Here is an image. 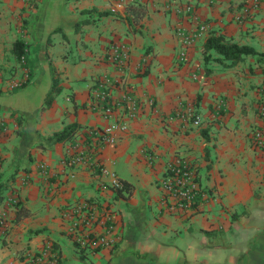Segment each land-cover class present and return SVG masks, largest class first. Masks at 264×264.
<instances>
[{
	"label": "crops",
	"instance_id": "1",
	"mask_svg": "<svg viewBox=\"0 0 264 264\" xmlns=\"http://www.w3.org/2000/svg\"><path fill=\"white\" fill-rule=\"evenodd\" d=\"M248 2L0 0V264H28L47 243L60 264H264V151L252 145L264 106V3L246 16ZM137 5L144 16L134 21ZM185 5L190 15L175 12ZM200 22L206 32L178 61L175 27ZM211 37L258 55L232 63L204 48ZM16 39L30 45L28 82V69L14 68ZM120 49L126 61L115 59ZM53 78L61 91L43 109ZM101 82L114 103L128 92L141 104L97 156L106 179L87 161L85 139L108 124L90 93ZM188 105L200 125L180 121ZM73 123L82 128L72 142L38 141ZM176 157L191 163L205 194L196 211L163 209L160 182ZM112 176L130 190L116 195ZM83 200L114 212L115 248L77 251L61 215Z\"/></svg>",
	"mask_w": 264,
	"mask_h": 264
},
{
	"label": "built area",
	"instance_id": "2",
	"mask_svg": "<svg viewBox=\"0 0 264 264\" xmlns=\"http://www.w3.org/2000/svg\"><path fill=\"white\" fill-rule=\"evenodd\" d=\"M264 0H249L245 4L243 14L251 15L259 10ZM193 9L190 5L177 7L175 12L182 15H190ZM207 25L200 22L194 29H187L178 24L174 33L178 40L180 49L177 56L178 61L186 60L187 50L200 39L206 32ZM115 59L126 61L127 51L124 49L115 50ZM93 100V107L97 108L108 124L92 133L91 139L86 143L92 154L87 161L100 173V177L106 179L107 170L99 163L97 156L106 146L115 143L114 133L126 131L128 122L137 117L140 109V102L132 94L125 92L121 98L114 103L110 99L108 88L101 82L90 91ZM120 107L121 112L115 117L114 108ZM261 126L252 133V145L264 151V106L258 112ZM179 119L186 127L198 126L201 123L199 115L192 105L186 106L179 114ZM2 123H0V133ZM82 158H85L82 156ZM86 161V158H85ZM161 203L165 212L189 213L196 211L206 198L202 192L196 172L186 160L173 158L166 166V176L160 182ZM121 180L112 176L109 181V189L113 192L122 189ZM11 202L16 204V200ZM65 231L72 240L75 248L82 254H90L102 249L111 250L116 247L121 239L116 229L115 214L106 206H98L94 203L83 200L78 203L66 205L62 211ZM28 264H60V255L52 243H47L39 252L33 254Z\"/></svg>",
	"mask_w": 264,
	"mask_h": 264
},
{
	"label": "trees",
	"instance_id": "3",
	"mask_svg": "<svg viewBox=\"0 0 264 264\" xmlns=\"http://www.w3.org/2000/svg\"><path fill=\"white\" fill-rule=\"evenodd\" d=\"M133 15H134V21H138L144 16V7L142 5H137L135 10L129 9ZM105 15V14H104ZM88 23L87 19L81 20L78 25L76 26V30L80 29L83 25H86ZM30 45L23 42L21 39H16L12 42L11 45V53L13 55L15 63L19 67L22 65L25 66L28 69V77L27 82L30 81L32 78V70L31 66L33 63V60L30 58ZM204 48L206 50H214L219 55H221L223 58L231 60L232 63L237 62L239 59H241L245 55H258L252 48L247 46H238L234 43H226L223 42V40L219 37H211L208 38ZM19 88H22V84L19 87H15L11 90V92L17 91ZM61 87L59 86V81L57 79H52L51 88L49 92L46 94L43 104V109L49 108L55 97L60 93ZM1 95V92H0ZM82 128L76 123L66 125L62 130L54 133L52 136L47 137L45 139L38 140L42 145L45 144L46 146H51L57 143H66V142H72L76 136L78 130ZM99 129H92L90 130L91 133H86V142L88 143L91 139L92 133ZM123 188L115 191L116 195H122L124 191H129V184L125 181H122Z\"/></svg>",
	"mask_w": 264,
	"mask_h": 264
},
{
	"label": "rangeland",
	"instance_id": "4",
	"mask_svg": "<svg viewBox=\"0 0 264 264\" xmlns=\"http://www.w3.org/2000/svg\"><path fill=\"white\" fill-rule=\"evenodd\" d=\"M16 67H14V68H19V69H22V66L21 67H19L18 65H15ZM12 69H13V67H12ZM5 80V79H4Z\"/></svg>",
	"mask_w": 264,
	"mask_h": 264
}]
</instances>
